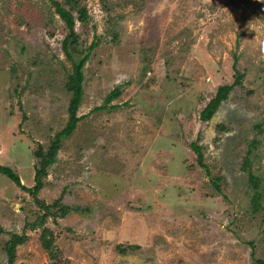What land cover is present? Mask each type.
Wrapping results in <instances>:
<instances>
[{
	"label": "rangeland",
	"instance_id": "rangeland-1",
	"mask_svg": "<svg viewBox=\"0 0 264 264\" xmlns=\"http://www.w3.org/2000/svg\"><path fill=\"white\" fill-rule=\"evenodd\" d=\"M76 1L87 16L73 28L81 49L98 41L82 69V118L61 139L37 194L68 211L42 226L54 259L40 246L42 228L26 229L14 263L264 260V0ZM63 35L47 0H0V165L24 187L33 186V151L66 120ZM234 71L239 85L216 102ZM117 89L113 108L96 111ZM255 192L261 207L252 212ZM38 213L0 175V264L2 243Z\"/></svg>",
	"mask_w": 264,
	"mask_h": 264
},
{
	"label": "trees",
	"instance_id": "trees-1",
	"mask_svg": "<svg viewBox=\"0 0 264 264\" xmlns=\"http://www.w3.org/2000/svg\"><path fill=\"white\" fill-rule=\"evenodd\" d=\"M47 2L52 7L53 12L62 21L64 35L60 41V52L70 65V70L66 75L64 84V90L67 94H69L66 107V120L62 129L53 135L45 149H43L40 145H37V149L33 151L32 155L36 159V163L33 167V186H22L17 174L12 169L0 165V175L6 177L16 187H18V189L28 194L34 204L39 208V212H41V214L38 213L35 216L33 222L30 224H24L21 234L12 233L9 235V238L2 243L5 264H15L16 247L21 245L26 239L24 230L28 229L32 231L37 228H42L45 224L46 218L50 217L54 221L56 218H63L68 211L66 207L58 206L56 201L50 205H46L43 201L37 199V194L43 186L42 180L46 177L47 168L54 163L56 153L60 149L61 139L68 138L75 129L77 122H79L82 118L81 116H76L78 105L82 96V84L84 81L82 69L88 60L89 53L96 47V43L98 41L95 39L87 48L81 49V46L78 43V36L74 33L73 28L75 21L81 25L85 24L87 16L85 8L78 6V2L76 0H64L63 3L55 0H47ZM72 13H75V16H73ZM240 78L241 75H239L237 71H234V80L232 84L221 85L216 88L214 94L215 101L222 102L226 100L227 94L231 91V89L234 86L239 85ZM119 95L120 93L118 89L111 90L104 97L101 106H98L95 110L101 111L105 108H113L109 106V103L117 99ZM190 148L195 154L197 164L200 167H204L201 164L202 155L200 153V148L197 147L195 143L190 144ZM248 168V159L244 158L241 169L247 172L248 183H250L254 189H257L259 187V182L255 176L250 173ZM214 187L217 189L215 184ZM260 198L261 196L258 192L253 193L250 197V209L252 212L260 209ZM53 241L54 238L51 231L48 228H42L39 235L40 246L47 253L50 259H54L56 257ZM128 249L129 248H123L120 246L117 247L119 253H125ZM256 264H264V260H256Z\"/></svg>",
	"mask_w": 264,
	"mask_h": 264
}]
</instances>
